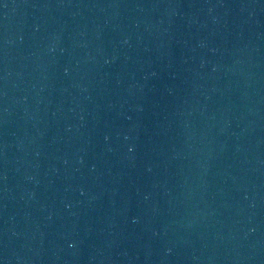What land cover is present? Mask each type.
Segmentation results:
<instances>
[{"label": "water", "instance_id": "1", "mask_svg": "<svg viewBox=\"0 0 264 264\" xmlns=\"http://www.w3.org/2000/svg\"><path fill=\"white\" fill-rule=\"evenodd\" d=\"M0 264H264V0H0Z\"/></svg>", "mask_w": 264, "mask_h": 264}]
</instances>
